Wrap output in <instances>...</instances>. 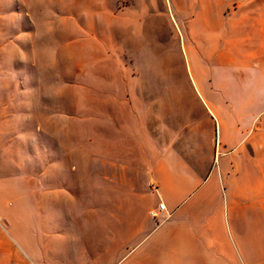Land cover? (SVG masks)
<instances>
[{
    "label": "crops",
    "instance_id": "1",
    "mask_svg": "<svg viewBox=\"0 0 264 264\" xmlns=\"http://www.w3.org/2000/svg\"><path fill=\"white\" fill-rule=\"evenodd\" d=\"M169 6L192 100L140 91L138 135L117 143L143 154L101 168L29 170L0 149V264H264V0Z\"/></svg>",
    "mask_w": 264,
    "mask_h": 264
},
{
    "label": "rangeland",
    "instance_id": "2",
    "mask_svg": "<svg viewBox=\"0 0 264 264\" xmlns=\"http://www.w3.org/2000/svg\"><path fill=\"white\" fill-rule=\"evenodd\" d=\"M171 15L169 0H0V149L29 170L141 156L117 143L138 135L140 91L192 100Z\"/></svg>",
    "mask_w": 264,
    "mask_h": 264
},
{
    "label": "built area",
    "instance_id": "3",
    "mask_svg": "<svg viewBox=\"0 0 264 264\" xmlns=\"http://www.w3.org/2000/svg\"><path fill=\"white\" fill-rule=\"evenodd\" d=\"M167 212H166V206L163 202L159 203V207H158V210H152L151 211V215L154 217V218H160L162 217L163 215H166Z\"/></svg>",
    "mask_w": 264,
    "mask_h": 264
}]
</instances>
